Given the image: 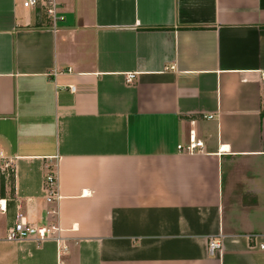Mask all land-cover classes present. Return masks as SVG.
<instances>
[{
    "label": "crops",
    "instance_id": "crops-1",
    "mask_svg": "<svg viewBox=\"0 0 264 264\" xmlns=\"http://www.w3.org/2000/svg\"><path fill=\"white\" fill-rule=\"evenodd\" d=\"M23 1L0 0V264H264V0H55V25ZM18 215L67 250L8 241Z\"/></svg>",
    "mask_w": 264,
    "mask_h": 264
},
{
    "label": "built area",
    "instance_id": "built-area-1",
    "mask_svg": "<svg viewBox=\"0 0 264 264\" xmlns=\"http://www.w3.org/2000/svg\"><path fill=\"white\" fill-rule=\"evenodd\" d=\"M23 6L26 9H35L40 6L45 7L46 14L50 21L55 25L58 21H63L64 18L59 16L57 11V4L55 0H24ZM135 79V75L130 74L127 77V82L131 83ZM71 93H76V87H70ZM210 119L212 117H209ZM203 147L202 142H198L193 137L190 139V144L187 147L178 146V150L185 153H194L199 148ZM15 164L11 159L5 158L2 154H0V172L8 178L14 176ZM53 172V171H52ZM46 185H47V202L51 205L55 204V202L59 201L60 196L58 194L57 185H56V176L53 173H49L46 176ZM1 208H3L1 206ZM5 210V207L3 208ZM50 215L54 216L57 214L56 208L50 207L49 212ZM63 230L58 225H52L49 227H33L28 225L26 221L21 217H16V222L7 232V240L10 242H19L24 241L30 238H34L39 242H45L47 240H55L57 241L60 249L62 251H66L67 247L64 244L65 239L61 237L60 233ZM221 249V243L218 241H210L209 244V254L211 256L216 255ZM260 250L264 251V245H260Z\"/></svg>",
    "mask_w": 264,
    "mask_h": 264
},
{
    "label": "trees",
    "instance_id": "trees-1",
    "mask_svg": "<svg viewBox=\"0 0 264 264\" xmlns=\"http://www.w3.org/2000/svg\"><path fill=\"white\" fill-rule=\"evenodd\" d=\"M14 177H12V179H13Z\"/></svg>",
    "mask_w": 264,
    "mask_h": 264
}]
</instances>
